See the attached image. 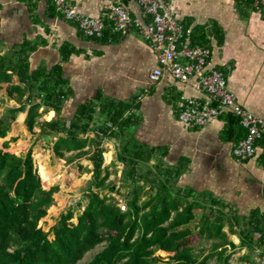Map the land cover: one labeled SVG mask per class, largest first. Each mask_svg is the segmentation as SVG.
I'll list each match as a JSON object with an SVG mask.
<instances>
[{
    "label": "trees",
    "instance_id": "trees-1",
    "mask_svg": "<svg viewBox=\"0 0 264 264\" xmlns=\"http://www.w3.org/2000/svg\"><path fill=\"white\" fill-rule=\"evenodd\" d=\"M16 1L27 3L31 11L37 5L36 0ZM240 1L250 9L248 2ZM50 6L55 11L52 4ZM118 35L121 33L113 32L108 26L102 38L89 39L104 43L114 41ZM216 37H219L218 33ZM39 44H46V41L37 43L26 39L8 53L0 54V90L8 84L7 95L19 105L4 108L0 115V139L6 138L17 115L28 106L25 119L28 131L34 133V129L39 128L40 138L55 136L57 140L52 151L58 158L66 159L67 154L73 153L67 162L81 157L89 160L92 178L83 191L84 208L79 204L81 210L75 213V208L69 207L49 231H44L40 221L55 204L54 195L59 187L44 188L43 168L35 166L32 146L26 153L17 155L5 151L17 138L4 142L0 148V264H78L87 253L102 244L103 249L85 264H208L214 257L215 264H228V248L264 249V214L259 209L252 210L241 223L234 212H223L222 207H226L220 208V202L211 198L219 206L216 219L212 218L213 214H202L198 232L215 241L208 256L196 255L192 247L186 246L184 229L187 230L196 218L195 210L204 206L196 199L190 200L193 191L172 189L171 181L181 175L180 168L163 171L157 165V173L149 169L139 174V164L149 163L155 150L132 140L116 152V161L127 167L124 172L126 185L134 187L126 197L127 210L121 211L114 197L101 194L112 189L108 187L110 172L104 166L103 144L107 139L126 136L137 124L138 117L133 113L135 105L105 99L99 109L95 103L87 101L78 105L71 119H64L60 113L65 102L73 96V90L63 76L61 63L80 51L63 44L60 63L51 69L40 66L33 70L30 55ZM192 44L209 46L202 29L193 30ZM1 45L0 42V48ZM14 77L17 84H13ZM42 106L54 111L56 117L40 122ZM98 114L104 120L94 125ZM223 118L228 128L235 131L238 143L246 131L235 116L226 114ZM91 132L93 136H90ZM263 138L264 135L261 140ZM147 185H156V193L150 206L143 208L140 200L147 193ZM226 227L228 232L224 230ZM228 233L239 237L238 246L228 239ZM158 251L169 256H157Z\"/></svg>",
    "mask_w": 264,
    "mask_h": 264
},
{
    "label": "crops",
    "instance_id": "crops-1",
    "mask_svg": "<svg viewBox=\"0 0 264 264\" xmlns=\"http://www.w3.org/2000/svg\"><path fill=\"white\" fill-rule=\"evenodd\" d=\"M70 1L78 5L82 13L95 17L105 13L104 3L116 0ZM119 1L127 4L132 15L141 17L142 11L136 0ZM170 1L173 4V0ZM35 2L37 5L31 11L25 2L0 0V54L8 53L26 39L37 43L46 41L30 55V66L34 70L40 66L51 69L60 63V47L63 44L80 51L61 63L63 76L73 90V96L65 102L60 113L61 117L71 119L78 105L87 101L95 103L99 109L105 99L131 102L135 105L133 113L138 117V122L126 136L115 138L120 140L121 145L132 140L149 150L154 149L151 159H155L154 167L160 165L165 169H182L178 177L182 188L178 189L191 190L203 196L206 194L207 198L216 199L220 207L224 205L225 211L234 212L240 219H245L254 209L264 214V138L256 145L255 158L246 162L237 161L238 165L232 164L230 158L234 161L232 150L237 143L235 131L232 127L228 128L223 117L204 128L188 129L183 126L178 119L180 96H191L195 92L167 74L157 83L149 80L150 72L158 67L157 58L150 43L135 30L118 35L114 41L102 43L91 40L76 24L65 20L56 10H51L52 0ZM174 2H179L182 7L187 6L184 0ZM201 7L204 10L200 15L180 13L176 7L179 20L186 27L204 31L209 41L207 48L211 52V64L226 74L229 91L242 107L264 118V20L247 9L240 0H203ZM105 15L109 17L108 13ZM217 33L219 37H216ZM13 84H17L16 77ZM7 87L8 84H4L0 90V115L6 107L19 106L13 97L7 95ZM27 108L17 115L6 138L0 139L3 141L0 144L2 148L4 142L17 138L10 142V147L5 151L20 155L35 145L45 150L48 138L39 137L40 129L35 128L34 133L28 131L25 124ZM39 113L40 122L56 117L54 111L44 106ZM103 120L98 114L93 124H101ZM90 136H93V132ZM49 139L48 161L45 160L44 166L39 167L45 170L64 167L55 159H50L52 155L55 156L52 146L57 138L53 136ZM107 140L105 146L111 145L112 142ZM12 143L17 144L18 151L11 149ZM107 154H111L106 159L110 161L105 165H112H104L108 171L114 166H123L116 161V151ZM58 159L71 164L66 159ZM88 167L92 168L91 162ZM260 169V179L257 180L253 173ZM120 175L121 172H118ZM112 176L110 172V179ZM50 179L45 183L51 184V176ZM245 197L251 198L252 203L242 207ZM251 206L249 213L240 215L241 208L245 210ZM224 230L228 232L226 228ZM228 239L237 246L240 244L235 234L228 233ZM242 251L264 260V249L243 248ZM245 260L248 261L249 257Z\"/></svg>",
    "mask_w": 264,
    "mask_h": 264
},
{
    "label": "built area",
    "instance_id": "built-area-1",
    "mask_svg": "<svg viewBox=\"0 0 264 264\" xmlns=\"http://www.w3.org/2000/svg\"><path fill=\"white\" fill-rule=\"evenodd\" d=\"M250 9L264 20V0H244ZM141 17L132 15L123 1L104 3L109 14L88 16L70 0H52L55 10L63 18L77 25L88 38H102L109 26L113 32L125 34L135 30L149 42L156 55L158 67L149 74L152 83L165 74L190 86L195 94L181 95L178 119L188 129L204 128L226 114L239 120L245 137L235 144L232 155L238 162L256 157V145L264 135V118L246 110L229 91L226 74L211 64L209 48L192 44L193 29L178 18V11L170 0H136ZM124 210L123 208H121Z\"/></svg>",
    "mask_w": 264,
    "mask_h": 264
},
{
    "label": "rangeland",
    "instance_id": "rangeland-1",
    "mask_svg": "<svg viewBox=\"0 0 264 264\" xmlns=\"http://www.w3.org/2000/svg\"><path fill=\"white\" fill-rule=\"evenodd\" d=\"M187 4V6L182 7V5L179 2H174L173 4L177 7L180 13H189V14H195L200 15L204 7L203 6V0H184ZM185 10V11H184ZM214 59H216V51H214ZM139 95V94H138ZM0 108V112H1ZM51 139L48 138V143L44 146L43 150L42 148H38L37 145L33 147V157L35 161V166L39 168V165H43V162L46 160L48 161V155H49V142ZM108 142H112L111 145L103 144L105 152L103 154L104 156V165L109 162L110 160L106 161L107 159V153L118 151L120 147L122 146L120 143V140H117L115 138L107 140ZM3 142L0 140V144ZM106 143V142H105ZM16 143H12L11 149L13 148L14 151H18L19 148L16 147ZM113 146V147H112ZM48 150V151H47ZM72 156V155H71ZM70 156H67L69 158ZM66 158V159H67ZM55 159L57 162H59L64 167H58V168H48L46 169L49 173V175L52 177L53 181L51 184H46L42 181L44 187H51L56 185H61L59 187V191L55 194V204L49 209L48 214L45 218H42L40 221V226L43 228L44 231H49L51 227L57 222L59 215L62 212H65L69 207L75 208V213H78L81 210V207H79V204H81L82 208H84L86 201L84 200V194L83 191L87 188L89 181L92 178V175L90 173V162L86 160V158L81 157L73 160L71 164H67L66 162L61 161L60 159L56 158L52 155V158ZM230 162L232 164L238 165V162L236 159H231ZM67 161V160H66ZM69 163V162H68ZM155 159H153L151 162L145 164L141 163L138 169L139 174L147 172V170H153V172L157 173V169L154 167ZM105 166H112V165H105ZM122 166V165H121ZM166 167H163L162 170L164 171ZM112 170V171H111ZM127 170V167L124 165L121 168H116L114 166L112 169L109 170V172L113 173V176L108 181V187L112 189H106L101 192L103 195L112 196L115 198L118 207L121 209V211L127 210V202L126 197L129 195V193L133 190V186L126 185V176L124 175ZM118 172H121V175L118 176ZM254 178L259 180L261 169L258 170L256 173H253ZM42 180V179H41ZM145 181L143 179L142 183ZM181 184L179 183V179H174L171 181V187L175 191L177 190ZM182 188V187H181ZM145 191L147 192L144 196H142L140 203H142L143 208H148L150 204L153 202L155 193H156V185H147L145 187ZM196 199L201 203L204 207L198 208L195 210V216L196 218L189 224L187 227V230L185 231L186 236V246H190L193 248L194 253L196 255H200L201 257L208 256L212 252V244L215 240L207 239L204 236H201L199 234L198 227L200 226V217L202 214H213L212 218L216 219V209L220 206H216L210 198H207L206 194L203 196L202 194H193V196L190 197V200ZM246 200V201H245ZM245 201L242 205V207L246 205H251L252 201L251 198L245 197L243 200ZM221 208V207H220ZM252 208H241L239 210L240 215L245 213H249L250 209ZM248 209V210H246ZM244 210V211H243ZM223 212L225 209H223ZM229 214V213H228ZM227 215V214H226ZM229 216V215H228ZM237 217H239L237 215ZM248 217V216H247ZM245 217V218H247ZM226 219V217H225ZM240 219V218H239ZM76 219H73V222H75ZM241 223L245 221V219H240ZM236 227V226H235ZM237 228V227H236ZM238 229V228H237ZM226 230L228 231L227 227ZM229 235H231L229 233ZM50 238H53L52 233H50ZM218 242V240H216ZM104 245L97 246L94 250L90 251L85 255V257L78 263V264H85L88 261H90L93 256L100 252L103 249ZM243 248L238 249H231L228 248L226 255L230 256V259L228 261V264H264V260L261 258H254L252 257L250 253L247 255L246 252L244 253L242 251ZM254 250V249H253ZM157 256H160L162 258H166L169 256V254L158 251L156 253ZM249 257V260L246 261L245 259ZM256 257V256H255ZM216 263V257L213 259H210L208 261V264H215Z\"/></svg>",
    "mask_w": 264,
    "mask_h": 264
},
{
    "label": "bare ground",
    "instance_id": "bare-ground-1",
    "mask_svg": "<svg viewBox=\"0 0 264 264\" xmlns=\"http://www.w3.org/2000/svg\"><path fill=\"white\" fill-rule=\"evenodd\" d=\"M110 155L111 154H107V157L109 158ZM42 174L46 180L51 181L50 176L45 169H42Z\"/></svg>",
    "mask_w": 264,
    "mask_h": 264
}]
</instances>
